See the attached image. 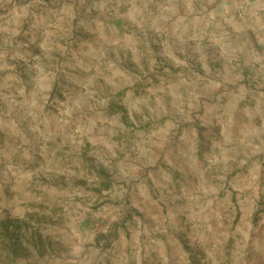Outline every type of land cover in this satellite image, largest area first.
Returning <instances> with one entry per match:
<instances>
[{
    "label": "rangeland",
    "instance_id": "1",
    "mask_svg": "<svg viewBox=\"0 0 264 264\" xmlns=\"http://www.w3.org/2000/svg\"><path fill=\"white\" fill-rule=\"evenodd\" d=\"M233 2L0 3V264H264V6Z\"/></svg>",
    "mask_w": 264,
    "mask_h": 264
},
{
    "label": "crops",
    "instance_id": "2",
    "mask_svg": "<svg viewBox=\"0 0 264 264\" xmlns=\"http://www.w3.org/2000/svg\"><path fill=\"white\" fill-rule=\"evenodd\" d=\"M3 0H0V3L2 2ZM234 3H236V0H234V2L233 3H229V4H227V3H224L223 5H220V6H218V7H216V13L217 14H219V15H221V16H223V15H225V14H227V15H230V12L232 11L231 10V8L234 6ZM242 4H244L245 5V8L246 9H244V10H246V11H242L241 10V12H240V14H239V11L237 12V7H235V11H232L231 12V15H230V22L232 21V20H234V19H236L237 21L236 22H238V21H240L239 19H237L238 17H237V14L240 16V19H242V17H243V15H246V13H247V10H249L250 8H252V7H254L255 6V8H259L260 9V6H264V2H263V0H243V3ZM233 5V6H232ZM213 17H215V15H212ZM253 23H255V26H257L258 27V29L257 30H262L263 28H264V24L263 25H261V19L260 18H257L256 19V22H253ZM241 25H245V23L244 22H242L241 21V23H240V26ZM234 26L236 27V23H234ZM225 45H223L222 47H220V49H221V51H222V53H221V56L222 57H220V58H223L224 57V54H226L227 53V49H225ZM239 49H236V50H234L233 52H234V54H236L237 56L236 57H234L235 59V61L236 62H239V66H241V63H240V60H241V58H240V56H241V53L243 54V51L242 50H240V53H239V51H238ZM242 51V52H241ZM239 55V56H238ZM231 61V60H230ZM246 64H247V62H246ZM263 214V217L262 218H260L259 219V225H258V227H262V225L264 224H262L261 225V223H262V221L264 220V212L262 213ZM254 216H256V213L254 214ZM254 225H257V224H254ZM264 226V225H263ZM264 228V227H263ZM264 256V254L262 255V257ZM259 264H262V263H259Z\"/></svg>",
    "mask_w": 264,
    "mask_h": 264
},
{
    "label": "trees",
    "instance_id": "3",
    "mask_svg": "<svg viewBox=\"0 0 264 264\" xmlns=\"http://www.w3.org/2000/svg\"><path fill=\"white\" fill-rule=\"evenodd\" d=\"M98 176L100 177V179H102V181H105L106 183L103 184V188L106 189V190H109L110 189V182L108 181V178L106 176L105 173L103 172H99L98 173ZM99 192H102V190H99ZM262 204H259V208H258V211L256 213V216H254V224H257L258 223V219H259V216L264 212V208L261 207Z\"/></svg>",
    "mask_w": 264,
    "mask_h": 264
}]
</instances>
